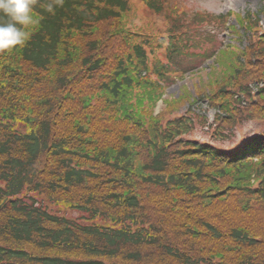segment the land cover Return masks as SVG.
I'll list each match as a JSON object with an SVG mask.
<instances>
[{
    "label": "trees",
    "instance_id": "16d2710c",
    "mask_svg": "<svg viewBox=\"0 0 264 264\" xmlns=\"http://www.w3.org/2000/svg\"><path fill=\"white\" fill-rule=\"evenodd\" d=\"M138 1L145 18L136 0H36L30 38L0 51V264H264V130L215 144L264 124V6ZM196 72L187 107L158 112Z\"/></svg>",
    "mask_w": 264,
    "mask_h": 264
},
{
    "label": "rangeland",
    "instance_id": "374dc122",
    "mask_svg": "<svg viewBox=\"0 0 264 264\" xmlns=\"http://www.w3.org/2000/svg\"><path fill=\"white\" fill-rule=\"evenodd\" d=\"M169 6L176 5L177 7H181L182 10L180 13L184 14L189 13H209L214 15H220V14H230L231 10L236 11V14L242 13L244 14L247 11H253L258 12L259 9H261L264 5V0H234V4L231 5L230 0H166ZM169 13H174L173 8L167 9ZM230 15L229 22L227 25H222L220 29L217 30V32L220 34V39L223 41V45L234 43V34L229 29V26L235 22V16L234 18ZM213 24H219L217 22H214ZM212 24V25H213ZM243 40V43H247V38H241ZM239 40V39H237ZM215 58H212L208 60L200 69L209 68L210 65L213 64V60ZM205 72V70H203ZM205 74V73H204ZM203 74L200 73H194L192 76L191 74H187V76L183 78H178L175 81H172L169 85L165 88V93L163 94L162 100L159 101L157 110L158 112H161L165 106L167 105V102L170 100H177L178 105H185L186 108L187 103L189 101V98L192 95L196 94V91L193 89L194 85L198 82V80L202 77ZM182 107V109H184ZM195 108L198 112H201L206 108L205 105L196 104ZM180 108V111L182 110ZM210 115H213V112H210ZM199 124V123H198ZM261 130H264V124H259L256 121H247L244 122V124L236 129L235 136L229 138L228 140L223 141H217L216 143L219 146L223 147H233L236 146L238 143H240L245 138L252 136L254 134H257V132H260ZM194 137L200 139V140H206V141H212V138L209 136V133L206 129L202 128L201 125H197V129L193 135ZM71 214L74 217H79L81 213L79 211H71Z\"/></svg>",
    "mask_w": 264,
    "mask_h": 264
},
{
    "label": "clouds",
    "instance_id": "9594fccd",
    "mask_svg": "<svg viewBox=\"0 0 264 264\" xmlns=\"http://www.w3.org/2000/svg\"><path fill=\"white\" fill-rule=\"evenodd\" d=\"M35 4L36 0H0V12L8 18L7 23H0V51L23 46L30 38L26 29L39 23ZM55 4H62V0H55ZM47 10L53 12L54 4L50 3Z\"/></svg>",
    "mask_w": 264,
    "mask_h": 264
},
{
    "label": "bare ground",
    "instance_id": "6f19581e",
    "mask_svg": "<svg viewBox=\"0 0 264 264\" xmlns=\"http://www.w3.org/2000/svg\"><path fill=\"white\" fill-rule=\"evenodd\" d=\"M230 3H231V5H233L234 4V0H230Z\"/></svg>",
    "mask_w": 264,
    "mask_h": 264
}]
</instances>
